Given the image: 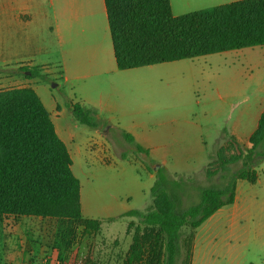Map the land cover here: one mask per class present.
I'll use <instances>...</instances> for the list:
<instances>
[{
  "label": "rangeland",
  "instance_id": "obj_1",
  "mask_svg": "<svg viewBox=\"0 0 264 264\" xmlns=\"http://www.w3.org/2000/svg\"><path fill=\"white\" fill-rule=\"evenodd\" d=\"M6 19L0 16V80L3 74L13 73L6 70L4 62L10 61V68L31 62L34 68L27 70L37 77V90L44 102L54 98L68 107L75 98L70 87L57 76L59 47L49 42L45 48L32 49L27 55H20L19 50L11 47L13 34L6 30ZM28 27L26 31L30 29L33 33H37L39 28L35 21ZM39 36L51 37L48 31L40 32ZM102 56L105 59L104 71L114 69L110 39ZM20 57L22 60H19ZM16 73L21 81L28 76L24 70ZM19 86L21 84L0 81V91ZM86 86L91 90L84 93L94 101L103 95L113 104L122 103L127 110H148L156 121L151 123L149 131H135L141 136L145 132L151 133L155 143L160 144L173 125L183 136V130L190 129L186 120L200 126L207 151H211L208 162L204 165V159L198 160L191 155L196 159L188 161L187 166L196 171L190 175L171 173L165 169L171 178L180 180L184 185L179 202V208L184 209L198 203L200 189L223 187L229 177L249 163L246 156L250 144H239L227 135L220 136L230 127L237 126L235 130L241 136L251 133L256 127L258 111L264 105V47L205 55L140 68L131 73L105 74L100 82L89 81ZM78 101L84 109L89 108ZM65 117L69 120L71 113ZM104 119L93 115L97 124L95 129L108 133V160L112 164V175L103 174L101 178L95 161L90 162L89 171L99 172V175L83 179L84 190L89 192L91 187L93 194L98 192L99 186L115 185L111 190H117L116 194L123 198L130 193L136 203L140 200L141 186L149 183V179L142 180V184L139 180L145 177V173L155 178V172L162 167L149 162L144 154H137L134 146L127 143L119 131L108 128L109 123ZM79 126L92 131L86 125ZM120 154L133 162L132 167L117 158ZM238 155L242 157L239 161L226 165L224 170L220 169L218 156L230 160ZM82 163H85L84 160ZM250 164L257 171L259 180L255 184L237 181L234 205L221 208L196 230L188 227L181 229L183 239L192 236L190 264H264V144L252 155ZM154 166L159 167L154 170ZM146 204H135V209L146 211L152 205L150 194ZM136 225H139L136 218L128 216L115 224H105L96 235H92L85 233L83 227L76 223L55 220L51 224L42 219L43 261L49 264L53 258L54 264L56 261V264H123ZM185 249L184 246L177 264L186 261ZM3 255L0 252V264L4 261Z\"/></svg>",
  "mask_w": 264,
  "mask_h": 264
},
{
  "label": "trees",
  "instance_id": "obj_2",
  "mask_svg": "<svg viewBox=\"0 0 264 264\" xmlns=\"http://www.w3.org/2000/svg\"><path fill=\"white\" fill-rule=\"evenodd\" d=\"M104 5L118 70L264 45V0H242L181 16H173L169 0H104ZM33 76L30 71L27 78ZM70 108L77 122L97 127L93 110L79 104ZM121 134L137 154L149 159L148 151L132 135ZM250 143L249 163L223 187L200 189L198 203L184 209L179 208L183 183L171 178L164 168L158 169L150 189L152 205L146 211L125 214L135 217L143 228L135 226L123 264H177L184 246L186 261L182 264H190L192 236L183 239L181 229L196 230L221 208L233 205L237 181L255 184L258 180L250 162L264 144V112ZM241 158L218 156L219 167L224 170ZM71 164L67 148L35 91L30 87L1 90L0 222L12 216L50 218L76 223L85 233L96 235L102 222L83 218L80 183ZM147 171L151 169L147 167Z\"/></svg>",
  "mask_w": 264,
  "mask_h": 264
},
{
  "label": "crops",
  "instance_id": "obj_3",
  "mask_svg": "<svg viewBox=\"0 0 264 264\" xmlns=\"http://www.w3.org/2000/svg\"><path fill=\"white\" fill-rule=\"evenodd\" d=\"M237 1L242 0H169V3L173 16H181ZM0 2V16L7 18L4 22L6 30L13 34L11 47L19 50L20 55H27L32 49L45 48L46 43L49 42L59 47V60L57 61L59 71L57 76L65 85L70 87V92L75 98V101L69 104V108L64 107L54 98L45 103L37 90V77H26L25 80L21 81L16 72L23 70V68L33 69L34 65L31 62L27 65H17L14 68L8 67L11 64L10 61L4 62L7 65L6 70H12L13 73L3 74L0 81L21 84L19 87L9 89L32 88L48 111L54 131L66 146L71 158V171L80 183V203L83 218L100 220L102 228L105 224H115L121 218L128 217L125 215L127 212L137 210L135 204L142 206L146 204L155 178L148 173H145V177H141L142 179L139 180L141 184L142 180L145 179H149V183L141 186L140 200L136 203L133 202V195L130 193L125 195L124 198L118 196L116 194L117 190H111L116 187L115 185L110 187L99 186L98 192L96 191L93 194L91 187L89 192L86 189L84 190L83 179L87 180L89 177L98 176L99 172L101 178L103 174L110 177L112 175V164L108 160L107 131L101 132L90 127L88 128L92 131L84 130L80 128V123L73 117L70 105L79 104L78 100L82 104L88 105L89 108L86 109L93 110L98 118L104 119L105 117L104 121L106 120L109 123L108 128H114V130L120 132V135H122L121 131L131 133L135 142L148 151L149 159L168 172L190 175L196 170L187 166L188 161L197 158L198 160L204 159V165L208 162L211 151H207V142L202 137L200 126L197 123L186 120L185 123L190 129L183 130V136L178 127L173 125L172 129L167 131L166 136L162 138L161 143H155L151 133L145 132L144 136H141L135 131V129L149 131L151 123L156 121L155 116L148 110L144 108L141 110H127L122 103L113 104L103 95H100L94 101L84 93L86 90H91L89 86H86L87 82L93 80L100 82L101 77L105 74L131 73L140 68H151L159 65L118 70L115 63L114 69L108 70V72L104 71L106 69L104 67L105 59L102 55L109 39L111 41L104 0H0ZM34 21L39 26L36 29L37 33H33L30 29L26 31ZM46 31L51 37L41 38L39 33ZM102 47L103 52H101ZM260 47H264V45L248 48L257 49ZM19 60H22V57ZM18 62L15 64H18ZM176 62L178 61L169 63ZM28 70L25 74L30 76ZM81 106L83 107V105ZM263 112L264 105L258 111L256 127L251 133L241 136L235 130L237 126H234L226 129L220 138L227 135L239 144L251 145L250 137L257 129ZM69 113H71V118L68 120L65 115H69ZM172 123L176 124L175 122ZM191 155H195L196 158ZM117 158L132 167L133 162L130 159H124L122 154L117 155ZM82 160L85 163H82ZM92 161H95L99 167V172L96 174L91 173L88 169ZM126 170L128 171V168ZM121 174H123V168ZM85 187H87L86 184ZM237 191L238 186H236V195ZM147 204L145 208H147ZM42 219L46 222L49 221L51 224L55 222L54 219L31 216H12L1 220L0 252L4 254L2 264H46L45 260L43 261L42 254ZM109 219H114V221H107ZM49 264H54L53 258Z\"/></svg>",
  "mask_w": 264,
  "mask_h": 264
},
{
  "label": "water",
  "instance_id": "obj_4",
  "mask_svg": "<svg viewBox=\"0 0 264 264\" xmlns=\"http://www.w3.org/2000/svg\"><path fill=\"white\" fill-rule=\"evenodd\" d=\"M158 167H159V166H156V167L154 168V170H156Z\"/></svg>",
  "mask_w": 264,
  "mask_h": 264
}]
</instances>
